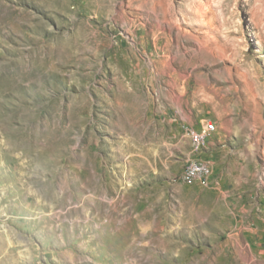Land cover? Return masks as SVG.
Segmentation results:
<instances>
[{
    "label": "rangeland",
    "instance_id": "1",
    "mask_svg": "<svg viewBox=\"0 0 264 264\" xmlns=\"http://www.w3.org/2000/svg\"><path fill=\"white\" fill-rule=\"evenodd\" d=\"M0 264H264V0H0Z\"/></svg>",
    "mask_w": 264,
    "mask_h": 264
},
{
    "label": "built area",
    "instance_id": "2",
    "mask_svg": "<svg viewBox=\"0 0 264 264\" xmlns=\"http://www.w3.org/2000/svg\"><path fill=\"white\" fill-rule=\"evenodd\" d=\"M214 128H217V126L214 122L206 121L201 126H199L198 128L187 127L186 131H187V133H196V141H199L202 138L203 133H208V131H210ZM200 153H203V151ZM186 169L198 170V177L204 178V171L202 170V165H200V163L191 162L190 159H188L186 161ZM188 182H191L192 184L195 185V177L193 178V181H188Z\"/></svg>",
    "mask_w": 264,
    "mask_h": 264
},
{
    "label": "bare ground",
    "instance_id": "3",
    "mask_svg": "<svg viewBox=\"0 0 264 264\" xmlns=\"http://www.w3.org/2000/svg\"><path fill=\"white\" fill-rule=\"evenodd\" d=\"M206 137H207V133H203L202 138L199 141H197V143L200 147L205 144ZM192 162H195V161H192ZM196 163H199V162H196ZM200 165H202V170L204 171V174H207L209 172V168L202 163H200ZM188 170H189L190 176L198 177V170H190V169H188Z\"/></svg>",
    "mask_w": 264,
    "mask_h": 264
}]
</instances>
